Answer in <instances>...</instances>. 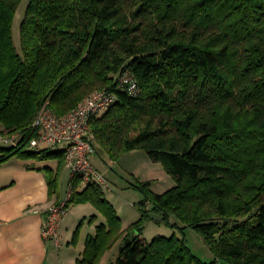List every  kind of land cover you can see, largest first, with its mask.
Segmentation results:
<instances>
[{
  "label": "trees",
  "instance_id": "trees-1",
  "mask_svg": "<svg viewBox=\"0 0 264 264\" xmlns=\"http://www.w3.org/2000/svg\"><path fill=\"white\" fill-rule=\"evenodd\" d=\"M126 73L138 96L120 88ZM105 89L117 101L90 121L94 155L143 150L175 186L159 195L138 182L142 217L124 230L101 187L77 180L67 207L92 204L105 218L79 263L101 264L132 239L115 264H264V0H0V129L28 139L47 102L61 117ZM15 157L66 166L65 151L0 147V164ZM43 170L57 194L58 173ZM153 214L183 237L145 239Z\"/></svg>",
  "mask_w": 264,
  "mask_h": 264
},
{
  "label": "crops",
  "instance_id": "crops-1",
  "mask_svg": "<svg viewBox=\"0 0 264 264\" xmlns=\"http://www.w3.org/2000/svg\"><path fill=\"white\" fill-rule=\"evenodd\" d=\"M36 163L13 158L0 164V264H81L79 260L86 241L96 229L91 227L79 240L76 239L75 230L80 220L71 219V210L63 222L61 249L44 239L46 211L50 206L64 202L65 197L62 193L50 194L43 170L46 166ZM98 172L103 177L104 174ZM104 180L101 184L110 187ZM123 228L127 229L128 225L123 223ZM121 243L103 257L101 264H115Z\"/></svg>",
  "mask_w": 264,
  "mask_h": 264
},
{
  "label": "rangeland",
  "instance_id": "rangeland-1",
  "mask_svg": "<svg viewBox=\"0 0 264 264\" xmlns=\"http://www.w3.org/2000/svg\"><path fill=\"white\" fill-rule=\"evenodd\" d=\"M26 6L27 3H24L20 7L14 28L16 43L20 51V25L24 18ZM82 103L83 102L80 104ZM64 149L65 146L42 147V150L50 152L64 151ZM15 159L18 158L15 157ZM91 160L94 167L104 174L103 177L110 185V187H107L105 184L97 182L103 190L104 197L108 203L114 207L118 217L123 221V223L127 224L128 227L138 222L142 217L141 205L144 200V195L135 189L138 182L150 181L152 183L151 191L159 195L164 194L175 186V181L167 174L163 165L161 163L153 162L148 154L143 150L126 153L117 161L111 160L106 154L99 156L93 155ZM34 162H37L36 164L40 163L46 167H51L58 173L59 185L57 194L62 193L66 199L71 183V172L67 166H60L59 160L53 158H49L47 160H35ZM147 206L151 208L149 203H147ZM67 210L68 215L72 210L73 215H71V219H73V221L80 220V223L75 230V232L79 231L78 240L81 238L82 234L87 233L86 231L89 228L92 227L91 229L95 230L97 225L101 224V222H105V218L92 204L76 205L71 203ZM173 223H175L174 219H172V224ZM174 234L178 237H183L179 230L170 227L165 222L159 223L158 221H153L151 219L146 222L143 231V236L149 242H152L157 237L170 238ZM185 237L187 238L188 246L198 258L207 263L213 260L210 250L206 247L202 238L195 231H186Z\"/></svg>",
  "mask_w": 264,
  "mask_h": 264
},
{
  "label": "built area",
  "instance_id": "built-area-1",
  "mask_svg": "<svg viewBox=\"0 0 264 264\" xmlns=\"http://www.w3.org/2000/svg\"><path fill=\"white\" fill-rule=\"evenodd\" d=\"M120 88L131 96H138L139 85L131 73L119 79ZM117 101L115 93L101 90L87 97L82 104L65 116L58 117L47 102L39 111L32 125L33 137L26 139L22 133L0 129V147L39 151L43 146H65L66 166L71 171V183L64 202L50 206L46 211L43 237L59 250L63 245L62 226L68 216V202L75 193V182L81 180L79 189L94 183H105L92 163L94 155L90 121L105 114ZM26 139V140H25ZM40 213L39 210H35Z\"/></svg>",
  "mask_w": 264,
  "mask_h": 264
},
{
  "label": "water",
  "instance_id": "water-1",
  "mask_svg": "<svg viewBox=\"0 0 264 264\" xmlns=\"http://www.w3.org/2000/svg\"><path fill=\"white\" fill-rule=\"evenodd\" d=\"M150 218L153 221H158V222L163 221V217H161L159 215H156V214L151 215ZM131 243H132V239H127L126 242H125L124 247L120 248V251H122L125 248V246L131 245Z\"/></svg>",
  "mask_w": 264,
  "mask_h": 264
}]
</instances>
